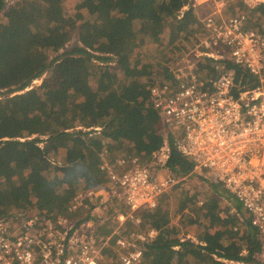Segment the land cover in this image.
<instances>
[{"label":"trees","instance_id":"16d2710c","mask_svg":"<svg viewBox=\"0 0 264 264\" xmlns=\"http://www.w3.org/2000/svg\"><path fill=\"white\" fill-rule=\"evenodd\" d=\"M193 4L0 0V218L73 220L74 200L107 184L109 156L147 163L164 146L167 131L150 88L167 83L170 66H163L207 35L201 6ZM230 8L247 14L250 27L264 28V3L234 0ZM212 65L202 59L201 75H213ZM227 69L242 91L264 88V71L259 78L232 63ZM156 73L165 78L158 82ZM42 77L47 81L34 84ZM167 139V169L182 182L144 214L139 231L157 235L143 244L142 264H263L259 233L242 206L205 172H193ZM198 175L206 186L191 195L188 179ZM179 215L182 223H172ZM107 258L117 264L115 255Z\"/></svg>","mask_w":264,"mask_h":264},{"label":"built area","instance_id":"2783aa9c","mask_svg":"<svg viewBox=\"0 0 264 264\" xmlns=\"http://www.w3.org/2000/svg\"><path fill=\"white\" fill-rule=\"evenodd\" d=\"M239 1L248 7L264 3ZM211 3V12L200 19L207 35L169 67L167 83L150 88L167 131L151 165L109 156L103 166L107 184L74 200L73 220L41 214L0 218V264H101L110 254L117 264H142L143 244L157 235L139 231L144 214L182 182L167 169L168 134L193 172H205L242 206L259 233L264 264V88L242 91L227 69L232 63L262 78L264 28L250 27L245 13L228 16V0ZM202 59L213 63V75H201Z\"/></svg>","mask_w":264,"mask_h":264},{"label":"rangeland","instance_id":"374dc122","mask_svg":"<svg viewBox=\"0 0 264 264\" xmlns=\"http://www.w3.org/2000/svg\"><path fill=\"white\" fill-rule=\"evenodd\" d=\"M17 1H19V0H8V4L9 5H12V4H14L15 2H17ZM217 1H220V0H217ZM229 1V12H228V16H231V15H234L232 12H230V3L232 2L231 0H228ZM198 2V3H197ZM197 2H195L196 3V5L197 6H201L200 7V9H201V13H203V15H207V14H209L210 12H211V10H212V6H213V4L214 3H211V0H198ZM209 4V5H205V4ZM251 19H249V22H251L250 21ZM251 24V23H250ZM252 25V24H251ZM73 42L74 41H72L71 43H69L68 44V49H70L71 47H72V44H73ZM63 52V51H62ZM176 53H178V52H176ZM176 62V59L174 60V61H172L169 65H165V66H163V68H166L167 66H170V67H172L173 66V64L172 63H175ZM168 68V67H167ZM169 69V68H168ZM155 77L157 78V81L159 82V81H161L162 80V78H165V77H163V75H161L160 73H156L155 74ZM46 80V78L45 77H42L41 79H39V80H37L34 84H36V85H41L44 81ZM47 81V80H46ZM164 81V80H163ZM144 163V162H143ZM151 163H152V160H149V162H147L146 164H150L151 165ZM145 164V163H144ZM154 171H157V169L156 168H154ZM166 173H169L168 171L166 172ZM201 174V172H199V175ZM199 175L197 176V177H192V178H189L188 179V185H187V189L190 191V193H191V195H193V193H195V190H196V188H202V187H204V186H206V185H203L202 184V181L199 179ZM206 176L207 177H209L207 174H206ZM209 179H210V177H209ZM210 181H211V179H210ZM212 182V181H211ZM208 188L209 189H211V187L209 186V184H208ZM177 191L178 190V188H174L173 189V191ZM220 191L221 192H223V193H225V194H227L226 193V191L222 188V187H220ZM198 200L199 199H196V203L198 202ZM200 203L201 202H199V205H200ZM198 204V203H197ZM187 212V211H186ZM21 216H24V217H26V215L25 214H19V215H17V216H15V217H21ZM14 217V218H15ZM172 223H174V224H177V225H179V224H181L182 223V219H181V216L179 215L177 218H175V219H173V221H172ZM110 262V259L109 258H106L104 261H102L101 262V264H108Z\"/></svg>","mask_w":264,"mask_h":264},{"label":"crops","instance_id":"0c3cea01","mask_svg":"<svg viewBox=\"0 0 264 264\" xmlns=\"http://www.w3.org/2000/svg\"><path fill=\"white\" fill-rule=\"evenodd\" d=\"M245 212V211H244ZM246 213V212H245ZM246 216H247V214H246Z\"/></svg>","mask_w":264,"mask_h":264}]
</instances>
